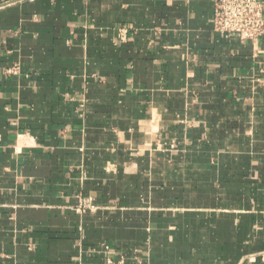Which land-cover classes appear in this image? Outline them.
<instances>
[{"label":"crops","instance_id":"crops-1","mask_svg":"<svg viewBox=\"0 0 264 264\" xmlns=\"http://www.w3.org/2000/svg\"><path fill=\"white\" fill-rule=\"evenodd\" d=\"M214 1L0 0V264H264V36Z\"/></svg>","mask_w":264,"mask_h":264},{"label":"built area","instance_id":"built-area-1","mask_svg":"<svg viewBox=\"0 0 264 264\" xmlns=\"http://www.w3.org/2000/svg\"><path fill=\"white\" fill-rule=\"evenodd\" d=\"M212 29L222 38L256 41L264 36L263 4L259 0H215ZM91 208L85 205L84 208Z\"/></svg>","mask_w":264,"mask_h":264}]
</instances>
